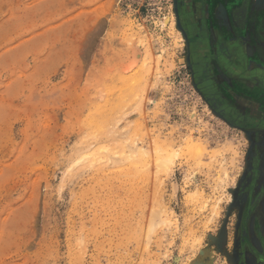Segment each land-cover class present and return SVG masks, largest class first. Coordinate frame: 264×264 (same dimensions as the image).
I'll return each mask as SVG.
<instances>
[{
  "label": "rangeland",
  "instance_id": "1",
  "mask_svg": "<svg viewBox=\"0 0 264 264\" xmlns=\"http://www.w3.org/2000/svg\"><path fill=\"white\" fill-rule=\"evenodd\" d=\"M195 2L0 0V264H264V152L194 82Z\"/></svg>",
  "mask_w": 264,
  "mask_h": 264
},
{
  "label": "crops",
  "instance_id": "2",
  "mask_svg": "<svg viewBox=\"0 0 264 264\" xmlns=\"http://www.w3.org/2000/svg\"><path fill=\"white\" fill-rule=\"evenodd\" d=\"M188 16L216 45L217 52L225 56L227 70L218 69L216 84L227 88V83L232 81L230 87L239 112L248 111L263 123L264 0H198L189 8ZM210 76L213 77L212 71ZM247 95L251 99L249 108Z\"/></svg>",
  "mask_w": 264,
  "mask_h": 264
},
{
  "label": "flooded vegetation",
  "instance_id": "3",
  "mask_svg": "<svg viewBox=\"0 0 264 264\" xmlns=\"http://www.w3.org/2000/svg\"><path fill=\"white\" fill-rule=\"evenodd\" d=\"M187 21V36L189 40L188 53L190 54L192 65V70L190 69V72L193 71L194 82L197 88L203 94L205 101L221 118L225 119L227 122H233V124L236 126H239L241 124L250 125V132L255 135V137L260 141L257 147H260L259 150L264 152V122L262 123L257 121L255 117L247 113L248 111L244 114L239 112L237 105H235L236 102L234 101V93L231 88L232 86L230 87L232 81L229 83L226 82L227 85H229L227 88H222L221 86H218V84H216V75L218 73V69H222L224 71L227 70V64L224 60L225 56H223L221 52H217L218 48L216 47V45H213L211 41L207 39L206 34H203L201 28H198V24L196 21H194V19L188 16ZM226 57L232 61L229 56L226 55ZM231 67L232 66H230L229 68L231 69ZM211 71L213 72V77L210 76ZM222 86H224L223 83ZM247 97L248 98L246 99V102L248 103H246V106L247 108H249L251 99L248 95ZM262 160V162H259V165H256L254 174L250 182V189H252L253 191H255V188L259 183L264 185V157H262ZM256 163H258V161H256ZM263 201V195L258 199L257 195L254 196L253 194H251L249 209H245L244 212V216L249 215L250 218H252V226L250 229L254 239H251L250 236L248 246L258 257L259 255H257V252H261L262 257H264ZM248 229L249 225L244 226V230Z\"/></svg>",
  "mask_w": 264,
  "mask_h": 264
}]
</instances>
